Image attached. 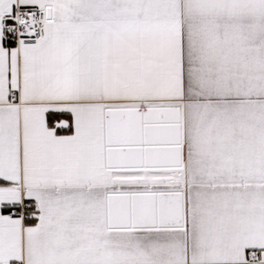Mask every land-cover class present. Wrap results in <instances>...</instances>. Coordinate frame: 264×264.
I'll return each mask as SVG.
<instances>
[{
    "label": "snow or ice",
    "instance_id": "6c2138e0",
    "mask_svg": "<svg viewBox=\"0 0 264 264\" xmlns=\"http://www.w3.org/2000/svg\"><path fill=\"white\" fill-rule=\"evenodd\" d=\"M0 264H264V0H0Z\"/></svg>",
    "mask_w": 264,
    "mask_h": 264
}]
</instances>
